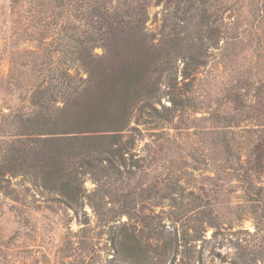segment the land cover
Instances as JSON below:
<instances>
[{
    "label": "rangeland",
    "instance_id": "rangeland-1",
    "mask_svg": "<svg viewBox=\"0 0 264 264\" xmlns=\"http://www.w3.org/2000/svg\"><path fill=\"white\" fill-rule=\"evenodd\" d=\"M0 264H264V0H0Z\"/></svg>",
    "mask_w": 264,
    "mask_h": 264
}]
</instances>
